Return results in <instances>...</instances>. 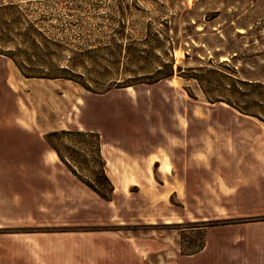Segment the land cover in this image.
<instances>
[{
    "label": "rangeland",
    "instance_id": "374dc122",
    "mask_svg": "<svg viewBox=\"0 0 264 264\" xmlns=\"http://www.w3.org/2000/svg\"><path fill=\"white\" fill-rule=\"evenodd\" d=\"M0 52L28 75L0 54V264H215L213 229L261 218L234 195L264 177V0H0ZM59 129L98 134L109 200Z\"/></svg>",
    "mask_w": 264,
    "mask_h": 264
},
{
    "label": "crops",
    "instance_id": "0c3cea01",
    "mask_svg": "<svg viewBox=\"0 0 264 264\" xmlns=\"http://www.w3.org/2000/svg\"><path fill=\"white\" fill-rule=\"evenodd\" d=\"M9 115H11L10 112L8 116ZM15 130V118L13 125H11L10 122L2 125L0 121V142H2V138L4 139L3 141H11V132ZM51 153L52 156L58 160L52 149ZM106 166L107 162L104 160L105 173ZM257 179L264 180V177L253 175L252 177L247 178L246 182L242 183L236 191L234 201L239 206L248 209L250 208L252 210L254 209L253 211L249 210L243 215L262 216L261 218H246L245 220L230 219L223 222V224L218 225L217 229H213L219 233L215 237V239H217L215 244L216 248L218 253L223 254L215 264H264V187L261 183L257 182ZM234 216L242 215L238 214ZM208 239L209 237L206 235L200 252L206 249L209 241ZM196 254L197 253L189 256H179L178 258H190ZM174 260H171L168 264H171Z\"/></svg>",
    "mask_w": 264,
    "mask_h": 264
},
{
    "label": "trees",
    "instance_id": "16d2710c",
    "mask_svg": "<svg viewBox=\"0 0 264 264\" xmlns=\"http://www.w3.org/2000/svg\"><path fill=\"white\" fill-rule=\"evenodd\" d=\"M0 54H3L4 56L10 58L12 62L15 64V66L18 68V70L24 75V73L21 71L22 68L20 67V65L17 62H15V60L11 58V56L7 52H0ZM169 68H170V64H169ZM64 72H66V67L64 66L58 67L52 63H49L48 67H46V70L41 72V75L38 76L46 77V78H56V77L65 76ZM170 72L171 69H169V72L163 74L161 73L160 68H156L154 70L155 78L158 79V78L166 77L170 75ZM24 76H28V75H24ZM65 135L71 140L73 139L76 143L83 145L84 148H87V150L89 151V160L94 165L95 169L91 171L90 175H88L87 177H83L82 175H80L78 171L75 170L74 168L76 162L79 161L77 160L78 157L81 155L78 152L84 150L83 146L81 147L80 145L77 144L75 150H73V153L72 154L68 153V155L70 156V160L62 153V149L59 147V145L60 144H61L60 146L63 145L62 143L58 144V142L60 138ZM44 139L47 145L55 152L58 159L77 179H79L84 185H86L89 189L95 192L102 199L105 200L110 199V196L113 192V185L104 170V159L100 153V142H99L98 134L96 132L92 130L59 129V130H52L46 132L44 135ZM63 147L65 148V146ZM71 148L72 146H70V148L68 147L67 149H71Z\"/></svg>",
    "mask_w": 264,
    "mask_h": 264
}]
</instances>
